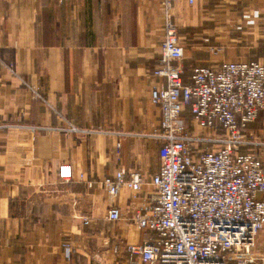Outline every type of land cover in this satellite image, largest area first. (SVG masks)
Instances as JSON below:
<instances>
[{
    "label": "crops",
    "instance_id": "crops-1",
    "mask_svg": "<svg viewBox=\"0 0 264 264\" xmlns=\"http://www.w3.org/2000/svg\"><path fill=\"white\" fill-rule=\"evenodd\" d=\"M170 11L186 82L196 66L264 64V0ZM166 21L163 0H0V264H142L126 246L152 235L134 217L160 167L151 91ZM246 134L242 151L264 163V109ZM120 170L140 172L142 189L110 198L104 181ZM252 250L264 257V229Z\"/></svg>",
    "mask_w": 264,
    "mask_h": 264
},
{
    "label": "built area",
    "instance_id": "built-area-1",
    "mask_svg": "<svg viewBox=\"0 0 264 264\" xmlns=\"http://www.w3.org/2000/svg\"><path fill=\"white\" fill-rule=\"evenodd\" d=\"M174 1L163 0L165 36L153 73L164 84L151 91L161 110L160 167L149 203L134 217L152 235L126 250L142 264H264L250 256L264 229V163L255 152L242 151L248 125L264 109V64L196 66L186 82L184 47L171 18ZM187 108L193 118H182ZM59 174L71 179V167L62 165ZM143 183L140 172L127 176L123 170L104 181L110 198L126 186L138 192ZM108 218L121 219V210L112 206ZM65 250L68 256L73 251L69 245Z\"/></svg>",
    "mask_w": 264,
    "mask_h": 264
},
{
    "label": "rangeland",
    "instance_id": "rangeland-1",
    "mask_svg": "<svg viewBox=\"0 0 264 264\" xmlns=\"http://www.w3.org/2000/svg\"><path fill=\"white\" fill-rule=\"evenodd\" d=\"M235 253H237L238 255H240L242 252L241 251H238V252H235ZM235 253H234V255H236ZM250 256H253L255 258H260L261 259L260 262H264L263 261L264 260V257H261V256H258L256 254H254L253 253V250H251ZM238 262H239L238 259H235V260H231L229 264H238Z\"/></svg>",
    "mask_w": 264,
    "mask_h": 264
},
{
    "label": "trees",
    "instance_id": "trees-1",
    "mask_svg": "<svg viewBox=\"0 0 264 264\" xmlns=\"http://www.w3.org/2000/svg\"><path fill=\"white\" fill-rule=\"evenodd\" d=\"M190 109V108H189Z\"/></svg>",
    "mask_w": 264,
    "mask_h": 264
}]
</instances>
